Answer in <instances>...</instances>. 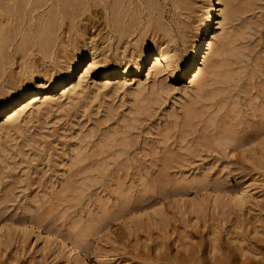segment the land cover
Listing matches in <instances>:
<instances>
[{
    "label": "rangeland",
    "instance_id": "1",
    "mask_svg": "<svg viewBox=\"0 0 264 264\" xmlns=\"http://www.w3.org/2000/svg\"><path fill=\"white\" fill-rule=\"evenodd\" d=\"M159 1L164 5V20L175 34L180 32L179 23L193 22L184 6L176 7L174 0ZM237 6L242 9L231 24L235 39L231 51L221 56L224 64L220 66L222 73L231 76L229 80H223L221 74L214 76L207 97L195 101L193 95L185 96L181 103L180 93L172 86L171 90L146 92L139 96L141 101L122 90L110 97L88 92L79 103L33 119L21 132L3 134L0 206L20 212L28 204L37 213L48 214L49 222L68 234L75 228L83 230L86 221L103 209H117L126 198L136 202L191 187L205 190L220 182L229 191L238 185L247 187L254 199L231 211L216 208L207 198H199L197 210H191L188 203L166 201L161 218L153 223L136 228L115 222L100 252L106 264H169L166 256L173 259L188 240L200 257L211 249L209 242L215 237L231 248L242 231L247 239L261 238L250 230L264 223L260 217L264 215V155L260 145L245 153L221 138L231 122L243 134L264 121V0H239ZM221 17L220 12L216 20ZM98 27L96 33L102 34L104 25ZM136 31L147 30L137 27ZM137 38L131 34L123 48L131 49ZM112 44L115 51L117 42ZM184 82L173 85L181 87ZM184 104L194 107L192 116L183 111ZM108 106L115 111L106 119ZM131 108L139 109V114L130 113ZM129 136L133 142L126 144ZM253 151L257 155L250 157ZM205 176L209 181L205 186L192 183ZM10 190L14 193L4 204ZM44 247L41 239L32 236L24 246L13 244L5 250L2 246L0 257L6 264H65ZM89 256V264H99L100 259ZM155 256L160 259L152 262Z\"/></svg>",
    "mask_w": 264,
    "mask_h": 264
},
{
    "label": "bare ground",
    "instance_id": "2",
    "mask_svg": "<svg viewBox=\"0 0 264 264\" xmlns=\"http://www.w3.org/2000/svg\"><path fill=\"white\" fill-rule=\"evenodd\" d=\"M174 1L176 7L180 5L183 8L184 6V10L187 9L192 15V11L188 7L189 2H193L192 0ZM237 1L239 0H215V15L213 16L211 0H204L201 13H197L196 23L199 26L205 21H210V26L205 29L207 39L201 45L200 63L195 66V71L180 87L177 84L173 85L174 82L171 81L174 80V77L170 76L166 70L172 68V57L174 55L179 56L184 49L187 43L184 40V34L190 23H179L180 32L178 35L175 34L173 26L164 20V5L159 0H139L138 2L149 5L147 22L141 28L147 31H162L159 35L157 33L150 35L157 54L152 63L148 64L146 68L141 64L140 58L143 55V36L147 31H143L141 36L132 43L131 49H127V46L123 48L130 42L129 36L137 30L135 22L129 24L126 28H113L111 31L107 30V24L105 23L102 33L104 37L101 33H96L99 28L98 24L91 20L83 23L77 34L71 36L56 24H53L48 31L42 32L39 27H34L31 23V12L26 9V5L30 0H12L13 7L11 10L7 6L8 0H0V32L3 33V37H0V98H7L10 93L21 90L15 100L5 104V111L8 109H11V111L4 117L3 122H0V151L5 149L1 141L3 134H9L12 131L21 132L27 129L28 124L33 119L47 117L51 112L62 109L65 105L79 103L88 92H92L95 97L101 94L110 97L109 94L115 95L122 90L125 95L139 98L140 95L146 92H160L162 89L171 90L172 86L180 93L179 101L181 103L185 96L193 95L195 101L207 97L209 95L208 86L211 85L214 76L221 74L223 80H229L231 76L226 71L223 74L220 66L224 64L221 56L231 49L230 45L235 39L232 32V29H235L231 28V24L237 17L238 11L242 9L237 6ZM31 2L35 4L40 3L41 0H31ZM152 3L158 4L159 9L153 11L150 7ZM34 10L33 8L32 11ZM139 10L137 9V15ZM220 12L222 17L216 20ZM4 13L10 14V21H6L11 26L6 31L4 30L6 22L2 20ZM225 15H227L226 20ZM26 16L27 21L25 20ZM201 16H203V19H201ZM216 22L218 24L214 31ZM97 35H100V37L97 38ZM112 41L117 42L115 51L113 50ZM81 47L88 49V54L91 56L89 63L95 62L103 67L112 64H123V70L120 73L105 72L102 67L97 75H89L81 79L82 73L77 74L73 71L74 63L79 67L76 54ZM129 65H134V68L129 70ZM29 75L33 77L42 75L49 81L54 76L60 77L59 83L63 84V87H60L59 91L55 87L50 90H43L37 85L35 88L22 90L28 82L24 77ZM99 76H103L104 79H99ZM114 79L117 80L114 81ZM105 82L110 85L107 89L102 88ZM125 85L127 86L125 87ZM172 89L174 90V88ZM25 97H28V100H25ZM17 101L23 102L18 103ZM25 103L29 105L26 109L24 108ZM190 107L184 104L182 105L184 110H182L186 113L189 112L192 116L191 113H194L192 112L194 107ZM147 109L149 110L150 107ZM114 111L115 108L106 107V119ZM136 112H139V109L131 108L130 113L139 114ZM231 124L227 128V135L221 138L232 141L239 149L245 148L248 144H253L261 136H264V121L250 126L243 134L237 130L235 123L231 122ZM29 139L31 140V138ZM30 140L28 141L34 142V139L33 141ZM132 140L131 137L126 138L125 142L131 144ZM260 149L259 151L264 155V147L260 146ZM255 151L250 154V157H254ZM15 156H17V153L12 154V157ZM197 182L205 186L209 181L207 176L203 178L196 177L192 180V183ZM68 183L69 181L66 184ZM65 187L67 188L66 185ZM70 188L72 189V187ZM6 192V199L11 198L14 193L12 190ZM241 192L245 193L243 197L245 203L237 207L232 203L230 197ZM198 193H200V196H198ZM9 198L4 204L10 201ZM193 198H195V202H193ZM199 198H207L214 203L216 208L226 211L235 208L242 209L246 203L252 201V198L254 199L247 187L238 185L235 191H229L220 182H214L212 186L205 187V190L191 187V189L177 190L164 196L141 197L136 201L138 203L129 197L124 199L117 209H103L97 217L90 218L86 221L83 230L75 228L68 234L56 228L54 223L49 222L48 214H39L33 208H30L28 204H24L22 211L19 212V210L14 209V211H10L11 213L6 206H0V226H2V230H0V249L3 246L5 250L13 244H16L17 247L24 246L30 242L32 236H35L37 239L43 238L41 240L44 242V249L61 259L63 263L89 264L86 260L87 257H90L89 253L97 250L102 251L104 237L110 232L116 220H122L123 223H127L129 226L134 225L136 228H140L144 222L153 223L158 217L161 218L160 214L163 213L164 209H158L156 212L149 211V209L155 208L158 203L165 206L166 201L172 202L175 200L182 202L184 205L188 203L191 210H197L200 208L199 201H202ZM140 211L148 212V215L138 219L129 218L132 212L139 213ZM260 217L264 220V215ZM101 225L104 226L103 229H101ZM24 226H27L26 231ZM259 227H262V230ZM101 230L104 231L103 236L100 235ZM250 232L260 233L259 235L262 237L251 240V238L247 239V236L242 237L243 231L238 232L240 236L236 238L235 248L225 245L220 238L215 237L213 242L208 241L211 249H206V253H203L204 255H200V257L197 255L196 247L188 240V243H182L184 244L181 247L182 250L174 254L173 259L168 256L166 258L170 260V262L168 261L169 264H264V223H261L260 226L251 227ZM78 234H80L79 238L77 237ZM49 236H52L53 239L49 240ZM207 245L206 247L209 246ZM155 257L152 262L160 259L157 256ZM0 264H6L1 257ZM99 264H106L105 259H100Z\"/></svg>",
    "mask_w": 264,
    "mask_h": 264
},
{
    "label": "snow or ice",
    "instance_id": "3",
    "mask_svg": "<svg viewBox=\"0 0 264 264\" xmlns=\"http://www.w3.org/2000/svg\"><path fill=\"white\" fill-rule=\"evenodd\" d=\"M204 0H195V4L189 2L188 7L192 11V23L188 29L185 30L184 40L187 43L184 46L181 54L179 56L174 55L172 57L173 65L172 68L166 70L170 76L174 77L175 83H180L181 81H186L189 76H191L192 72L195 71V66L200 63V52L201 45L205 43L207 36L205 33V29L210 26V21H205L202 25H197L195 22L196 13H201V6L203 5ZM8 8L12 9L13 4L12 0H8ZM17 7H19L17 5ZM150 7L153 11L159 9V5L156 3H152ZM35 9L32 11V9ZM149 5H145L144 3H137L136 0H41L40 3H32L30 2L26 5V9L31 12V23L34 27H39L42 32H46L51 29L53 24L61 27L63 31L68 32L69 36L73 34H77L78 30L81 28L83 23H87L88 21L96 22L98 26H103L105 23L107 24V30L111 31L113 28L119 27H128L129 24L135 22L136 26L142 27L145 16L147 15ZM137 9H140L137 15ZM215 0H211V12L212 15H215ZM3 20L10 21V14L4 13ZM203 19V16H201ZM227 19V15H225V20ZM27 21V16L25 17ZM9 24H4V30L6 31L9 27ZM91 30V29H90ZM141 33L139 31L133 32L134 37H139ZM0 37H3V33L0 32ZM143 55L141 56V64L144 68L147 67L148 64H151L153 58L156 56V49L153 45V41L151 39L150 33L146 32L143 36ZM77 64H73V71L77 74H81V79L87 77L89 75H97V73L102 69V65L97 64L95 62L89 63L91 60V56L88 54V49L85 47H81L80 51L77 52ZM167 59V58H165ZM127 63V61H125ZM123 64L121 65H108L107 67H103L105 72H115L120 73L123 70ZM262 71H264V64L261 65ZM134 68V65H129V70ZM99 79H104L103 76H99ZM28 82L24 85L22 90H28L31 88L39 86V88L43 90H50L51 88H56L59 91L60 87H63V84H60V77L54 76L51 81L45 79L42 75H35L34 77L29 75L24 77ZM195 83V81H193ZM57 85H59L57 87ZM127 85H125L126 87ZM110 85L105 82L102 85L103 89L109 88ZM19 91L10 93L7 98H0V120H3L5 116L8 115V112L11 109L5 111L6 102H11L15 100L19 95ZM34 95V93H33ZM28 100V97L24 98ZM18 103L23 101H17ZM28 103L24 104V108L28 107ZM15 107V105H13ZM259 144L261 147H264V136L253 144H248L245 148L241 149L243 152L247 153L250 148L255 147ZM236 153L233 152V156ZM249 164L252 163L251 160L248 161ZM219 196V194H217ZM245 193L241 192L237 195L230 197L232 203L237 207L243 205L245 203L243 197ZM193 202H195V198H193ZM164 204H157L155 208L149 209L150 212H156L158 209H163ZM148 215V212L140 211L132 212L130 219H138ZM116 223H123L121 220H116ZM104 226L101 225V229ZM0 230H2V226H0ZM19 230V229H18ZM24 230H27V226H24ZM104 231H100V235L103 236ZM43 239V238H41ZM49 240L53 239L52 236L48 237ZM63 243V242H62ZM89 255L95 257L96 259H105V257L97 250L96 252H91ZM115 257L113 256V259Z\"/></svg>",
    "mask_w": 264,
    "mask_h": 264
}]
</instances>
